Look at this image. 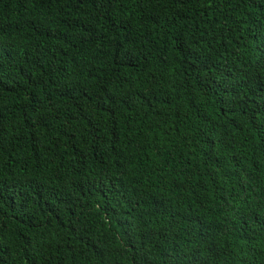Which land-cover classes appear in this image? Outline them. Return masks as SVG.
Instances as JSON below:
<instances>
[{"label":"trees","instance_id":"1","mask_svg":"<svg viewBox=\"0 0 264 264\" xmlns=\"http://www.w3.org/2000/svg\"><path fill=\"white\" fill-rule=\"evenodd\" d=\"M0 264H264V0H0Z\"/></svg>","mask_w":264,"mask_h":264}]
</instances>
